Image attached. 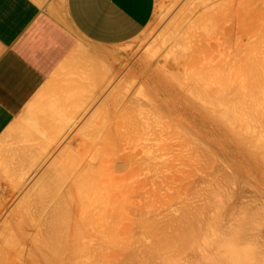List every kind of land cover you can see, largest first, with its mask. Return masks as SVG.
Segmentation results:
<instances>
[{
    "label": "rangeland",
    "instance_id": "rangeland-1",
    "mask_svg": "<svg viewBox=\"0 0 264 264\" xmlns=\"http://www.w3.org/2000/svg\"><path fill=\"white\" fill-rule=\"evenodd\" d=\"M219 1L158 0L155 15L150 22L151 25L149 24L150 27L148 25L138 36L139 38L137 37L121 49V51L126 54L131 53L130 61H127L125 64V70L127 71L129 69L132 75L137 74L136 76H132V79L138 80L139 75L145 74L150 70L149 64H146L148 59V61L155 60L153 66L160 69L164 68L163 70L170 68L167 65L172 66V64L177 68L175 63H179V68L181 67L182 73L179 74L180 76H177V78L175 77V83L179 84L181 87H191L193 83L195 84L198 82H194L191 78L197 77V75H202L197 71L200 70L202 72V68L204 74L202 75L203 81L201 82L206 84V87L209 88L212 94H217L219 92L227 93V96L233 99V103L239 101L242 102V105H244L243 107L245 108H240L244 109L240 111L243 112V114L241 112L238 113L239 108L237 106V113L239 115L241 114V121L239 120V115H237L239 118L238 121L242 123L240 124L238 122L239 127L243 125V128L241 127L239 129L245 130L247 128L244 127L247 126L248 130L245 132H249L254 139V137H257V132L259 136V132L262 135V130H264V126L262 127V124L264 125V105L261 107V105L264 104V92L262 91L264 89H261L264 86V0ZM217 2L219 3V6L221 3V7L219 8L220 12L218 11V13L222 18L223 29L221 36L224 41V50L220 58L214 57L208 63L203 62V67H201L193 45L199 40L202 27L194 26L193 33L187 32L190 29V26L193 27L194 24L192 23L193 25H191V22L195 21V17L201 15L204 10L210 6H214V4L217 6ZM182 8H186V10ZM191 17L194 18L192 19ZM154 20L156 25H154ZM240 38L244 42L241 43L244 45L241 48H235V43L238 42ZM139 39H141L140 42ZM250 39L252 42L250 41V43H248ZM133 42L137 43L134 45ZM138 45H140L139 48ZM156 56L159 57L156 58ZM163 60L165 62L168 61V63H164ZM164 65H166V68ZM194 65L198 67H193ZM175 75L173 74V76ZM204 79L206 82H204ZM259 80H261L263 86H261V82H257ZM259 83L260 88L257 87ZM135 86H138V81L131 82L133 97L130 113L116 115V122H120L119 125L127 128L115 130L114 145L100 144L97 147H84L83 160L52 163L51 173L54 170L52 175L54 174V177L58 174L59 175L55 178H52L53 176H51L50 185L49 187H46V192L42 194L36 193L33 195V198L31 197V194L28 197L30 201L29 199L24 201L27 199L28 194H26V197L25 194H20L19 209L0 210V214L2 212L0 217V234L4 235H1L3 238L6 237V234L8 235L7 237H9L4 243L0 244L1 253L7 254L10 251L13 253L15 248L17 249L16 246H18V248L20 247L18 239H20L19 237L21 236L19 233L21 232L19 231L21 226L19 228L16 227L15 220V222L13 221L14 223H11L9 219L11 211H17V213H15L18 214L16 217L20 218L17 220L18 225L20 224L19 220L23 223L22 228L23 226L29 227V225H32L29 227L30 229L26 228V231L32 229L34 232V226L38 224L40 226L42 224L45 226V223H42V219L46 218V214H51L49 211L51 208H55V206L57 208L58 205L60 206V209L58 210H60L61 215L56 212V208L55 212L62 217L64 220V222H62L66 223L62 224L58 220L59 224L62 226L64 225V235L69 241H76L75 243L77 246L91 244L97 248H109V259L101 264H131L132 258L127 256L137 254V252L132 250L127 251L124 248H140L141 246L155 248L163 245L162 247L166 246L168 249H171V246L172 248L173 246L175 248L177 246L175 249L177 251L180 250V246H182V248L185 249L182 250L188 251V253H184V251L177 252L174 249L169 250L172 252L169 253L174 257L170 256V261L172 262L173 260L171 258H173L174 264H176L175 261L177 258L182 260H177L179 264L181 262L183 264H221V262H225L223 261L224 257L227 256L228 258L230 256V252H228L229 250L232 253L236 252L234 246H237V251L239 249V251L241 250V253L246 251L243 254H248L249 252H247L246 247L250 245L249 248L251 247V250L249 251L251 252L252 249H254V247L256 249V245H258L260 248L257 246V250L253 251V253L255 252L256 255L257 252L263 253L264 250L260 251V249L264 248V179L262 180V183L259 184L254 175L251 178H247V174L242 173L240 175L236 173L235 170L227 164L229 160L226 156H214L210 154V151L207 148L206 151H203L205 147H200L193 142L191 133H187L186 130L181 128L178 124H173L172 122V124L169 123L168 119L165 117V110L162 111L158 106L154 86L147 83L145 88L140 91L136 88V91H134ZM256 87L257 89H255ZM257 95H259V99ZM225 96V94H222L221 100L225 98V101L226 99L230 101V99ZM197 97H199V95H197L196 98ZM200 97H203V95ZM204 97H206V95H204ZM238 97L241 99L238 100ZM245 97L247 98L244 99ZM253 97H255L256 100H254ZM200 99L201 98H199L198 101L195 99V102L200 103ZM252 99L253 101H251ZM203 100H201V102ZM234 100H236V102H234ZM259 100L263 101V103H261V101L259 102ZM205 101L208 100H204V102ZM245 101L249 102V104L247 102L245 103L247 106L243 104ZM256 101L259 102V105ZM192 102L194 103L193 100ZM253 102L257 104L256 107L258 110L257 108L255 109V104ZM252 106L254 107L251 108L253 111L250 110V107ZM224 107L225 109H233L228 104L224 105ZM245 109L249 111L247 112ZM244 111L246 114L245 117H243L245 115ZM252 112H254L253 115ZM256 121L259 122V124L261 121L263 122L260 124L261 127H255V123L259 125ZM250 125L252 128H256L257 132L253 130L254 128L252 129ZM163 127L167 131L165 135L164 133L162 134L161 131ZM258 127L260 128L258 129ZM251 129L252 131H250ZM260 129H262V132L259 131ZM254 132H256V135ZM101 133L102 130H100V134ZM258 138L254 139L255 144L257 141L259 142L255 147L261 143L258 148H260V150L262 149L263 153L264 145L263 147L261 146L264 144V136ZM100 141L105 143L111 142L110 139ZM262 155L264 156V153ZM126 158L130 159V161L127 162V169L124 172L116 173L115 168L119 165V160ZM250 166H252V170L255 174L264 177V162L259 164L253 162ZM259 166H262V168ZM55 173L58 174L56 175ZM217 190L221 193L223 191V194L216 192ZM225 191H230L228 192V194H230V196L228 195L229 198L234 197V199H229V201L231 200L229 203L227 199H224V197H227ZM51 198L52 202L54 201V198L56 201H59L60 199V202H53L51 204V201L49 200ZM31 199H35V203L31 202ZM48 200L50 201V204L47 202ZM222 201H225L226 203ZM234 204L235 206L233 207ZM238 204L241 207H239ZM43 205L46 206V209H48L47 207L50 208L47 211L46 209L42 210V208L44 209ZM228 205L233 208L230 209ZM40 206H42V208ZM64 206L65 208H63ZM104 206H108V209H94L96 207ZM227 206L229 207V210L227 209ZM245 206H248V208ZM252 207H255L254 210ZM245 208H247L246 210H248V212H245L248 214L244 213L243 210ZM66 209L67 211L72 210L69 214L77 212L78 220L76 218L77 216L75 218L71 217V215L65 216ZM185 212L188 216L186 215L184 217L183 215ZM251 212H255V216L258 217L254 216V218L253 215H250L252 214ZM104 214H108L109 219H103ZM245 214L252 216L255 221L249 222L248 216L246 218L247 220L244 219L246 216ZM52 215H50L49 218H52ZM239 215L241 221L244 219V221L256 225L253 226L256 227L255 229L250 227V230L252 229L251 234L247 233L245 237L247 235L249 237L240 241V244L239 240H241L242 237L239 233H242L243 230L239 233L238 231L248 224L247 222H241L238 217ZM40 217L42 218L40 219ZM61 217L59 219H61ZM252 217H250V219ZM49 218L47 216V219ZM55 219H52V221ZM57 219L55 221H57ZM76 220L80 221V226H76ZM49 221L48 224H51ZM201 221L204 222V224H202ZM43 222L45 221L43 220ZM69 222L71 227L67 231ZM104 222L107 223L106 227L103 226ZM239 222H241V225L244 224V226H240L241 228H239ZM194 224L195 227L190 230V227L194 226ZM62 226L59 228L62 229ZM236 226L238 229L234 228ZM249 226L251 225L249 224ZM14 227L17 228L16 234L18 239L11 235L15 230ZM186 227L189 228V232H191L192 229L193 231L194 229H197V232L195 230L196 234L194 233L189 236H195L198 234V231H202L199 233L202 236L199 234L195 236H199V240L193 237L194 242L198 240V245L192 242V245L194 244L192 246L189 243L193 239L192 237L190 241L188 237L189 242H184L182 240L183 243H188V245H184L180 242L184 237L181 238V235L182 232L184 234L183 230H185ZM10 228L12 232L10 231ZM43 228L44 227H42V229ZM36 229H38V226ZM45 229L47 230L46 233L48 235V232H50V229L52 228H48L49 231L47 227L43 230L45 231ZM23 230L25 229L23 228ZM177 230L179 233H177ZM248 230L249 228L247 231ZM40 231L41 229L39 232ZM44 231H41L37 236V242L44 243V236H47ZM62 231L63 230H61V232ZM234 231L236 233H234ZM33 232L30 231V233ZM203 232H205V234H203ZM225 232H227L228 236ZM228 233L232 235L235 234L233 237L235 236L236 238L238 236L236 234L238 233L241 239L238 236L239 240L236 242V239L234 242V238ZM225 237H230V240L229 238L227 239L230 243H227ZM93 238H96L97 241H92ZM162 239H164V241ZM209 240L212 243L216 241L218 244L216 245L217 247H215V245L213 246V244L211 245ZM221 240H223V242H221ZM217 241L221 242L220 245ZM224 241L226 242L224 243ZM231 241L233 242L231 243ZM53 244L54 243H52V245ZM208 244L209 246L211 245L210 248L213 246V250L208 248ZM199 245L201 247H199ZM240 245L246 249H240L241 247L238 248ZM231 246L234 249H232L233 251L230 249ZM189 250H191L192 253ZM205 251L208 252L206 253ZM159 252L160 251H157V253L155 251L154 253H144V255L146 254V257H144V255L143 258L141 257L143 263L141 262L140 264H149L150 262H152L150 264H154L153 262L155 259L152 261V258L154 257L151 258L150 254L152 253L151 255H156ZM163 252V255L169 254H166L167 250ZM174 252H177L178 254H175ZM204 253L205 256H203ZM260 253L257 256H262V253ZM160 254H162V251ZM206 254L210 256V259H207V261L206 258H209V256ZM177 255H184V257L182 256V258H180V256L178 257ZM235 255L232 257L234 259L228 258V262L226 261L225 264H232L233 260L237 261H235L236 264H240L241 262L239 263L238 261H244L246 258L245 255H243V259H241V256H238L240 260H237L238 257L235 258ZM248 255L246 259L249 258ZM256 255L255 257L254 255L249 256H252L250 257L252 259L255 258L256 261ZM262 258L259 256V261L260 259L263 260ZM230 259L232 260L231 262ZM249 260L252 262L251 259ZM249 260H245V263L252 264Z\"/></svg>",
    "mask_w": 264,
    "mask_h": 264
},
{
    "label": "crops",
    "instance_id": "crops-1",
    "mask_svg": "<svg viewBox=\"0 0 264 264\" xmlns=\"http://www.w3.org/2000/svg\"><path fill=\"white\" fill-rule=\"evenodd\" d=\"M157 5L0 0V210L19 209L20 194L46 192L52 163L115 144V130L127 128L116 115L130 113L131 82L138 81L134 91L146 87L125 70L130 54L121 49L146 29ZM86 62L97 71H86Z\"/></svg>",
    "mask_w": 264,
    "mask_h": 264
},
{
    "label": "bare ground",
    "instance_id": "bare-ground-1",
    "mask_svg": "<svg viewBox=\"0 0 264 264\" xmlns=\"http://www.w3.org/2000/svg\"><path fill=\"white\" fill-rule=\"evenodd\" d=\"M174 1H176V0H174ZM190 1V0H189ZM192 1V0H191ZM211 1H213V0H211ZM219 1V0H218ZM188 2V1H187ZM215 2V1H214ZM219 2H221V1H219ZM219 3L217 2L216 3V5L217 6H215V4H214V6H210L209 8H207L206 10H204L203 12H202V14L201 15H198L197 17H195V23L194 22H191V25H193V27L192 26H190V29L189 30H191V31H189L188 30V32L187 33H193V30H194V26H199V27H202L201 29V36H200V38H199V40H197V42L193 45V48L195 49V51H196V53H197V55H198V60H199V63H200V65H201V67H203V62H205V63H208V62H210L214 57H217V58H220L221 57V55H222V53H223V50H224V46H223V44H224V41H223V39H222V36H221V32H222V18H221V16H220V14L218 13V11L220 12V10H219V8L221 7V3H220V6L218 5ZM162 9V8H161ZM182 9H185L186 10V8H182ZM196 14V13H195ZM157 15H159V14H157ZM194 17H191L192 19L194 18ZM191 19V20H192ZM155 20H157V19H155ZM155 20H154V23H155ZM193 23V24H192ZM151 25V24H150ZM150 25H149V27H150ZM154 25H156V23L154 24ZM192 27V28H191ZM263 33H264V31H263ZM264 37V36H263ZM139 38V37H138ZM141 38V37H140ZM143 39V38H142ZM242 39H243V37H242ZM242 39L240 38V40L238 41V42H236L235 43V48H241L244 44H242V43H244L243 41H242ZM140 40L141 39H139V42H140ZM136 41H138V40H136ZM144 41H145V39H144ZM250 41L252 42V40L250 39L249 41H248V43H250ZM263 41H264V38H263ZM141 42H143V41H141ZM146 42V41H145ZM144 42V43H145ZM242 42V43H241ZM134 43V42H133ZM132 43V44H133ZM135 43H137V42H135ZM135 43H134V45H135ZM247 43V44H248ZM141 44V43H140ZM142 45H143V43H142ZM145 45V44H144ZM176 45H177V43H176ZM139 46L140 45H138V48H139ZM142 47H144V46H142ZM137 48V47H136ZM144 53V52H143ZM131 54V53H130ZM143 55V54H142ZM155 57V56H154ZM157 57H159V56H156V58ZM90 58V57H89ZM88 58V59H89ZM92 59V58H91ZM147 59H148V57H147ZM153 59V58H152ZM145 60V59H144ZM143 60V61H144ZM149 60V59H148ZM147 60V61H148ZM157 60V59H156ZM87 61H91V60H87ZM95 61V59L93 60V62ZM146 61V60H145ZM146 61V64L148 63L149 64V67H150V70L149 71H147L145 74H141V75H139V80H141V82L143 83V82H146V84L145 85H147V83H149V85L151 84L152 86H154V88H155V90H156V101H157V103H158V106H159V108L160 109H162V111L163 110H165V117L168 119V121H169V123L170 124H178L181 128H183L184 130H186V132L187 133H191V136L193 137L192 139H193V142H195L198 146H202V147H205L204 149H203V151L205 150L206 151V148L210 151V154H212V155H214V156H221V155H224V156H226L227 157V159L229 160V162H227V164L233 169V170H235V172L236 173H238V174H242V173H244V174H247L248 175V177L247 178H251L253 175H254V177L258 180V183L259 184H261L262 183V180L264 179V177L262 176V175H259V174H255L254 172H253V170H252V166H250V164L252 165L253 164V162H256V163H263L264 162V156L262 155L263 153H264V149H263V153H262V149L260 150V148H258V147H260V144L259 145H257L256 147H257V149H256V147H255V145L256 144H258L259 142L257 141V143L255 144V138H258V137H260V136H264L263 134V132H264V130H262V129H260L259 131H261L262 132V135H261V133L259 132V136H258V132L256 131V128H252L251 127V125H250V127L253 129V130H255L256 132H257V135H256V132H254V134L257 136V137H254V139H253V136L252 135H250L249 134V132H245V131H247L248 130V127L246 126V127H244V128H247V129H239V128H243V125H241V127H239V124H238V119L241 117V114L239 115L238 113H240L242 110H244V109H240V108H245V107H243L244 105H242V102L241 101H239V102H236V100H234V102H236V103H233V99H231L229 96H227V93H221V92H219V93H217V94H212L211 92H210V90H209V88L208 87H206V84H204V83H202L201 81H203L202 80V75L204 74V71H203V69L201 68V70H202V72L200 71V70H197L198 72H200L202 75H197V77H194V78H191L192 80H194V82H196V81H198V82H196L195 84L193 83L192 84V86L191 87H181L179 84H177V83H175V77L177 78V76H180L179 74H181L182 73V69H181V67L179 68V63H175L176 64V66H177V68H175L173 65L174 64H172V66H170V65H167V66H169L170 68H167V69H165V70H163L164 68H155L153 65H154V61H148L147 62ZM164 61V60H163ZM167 61V60H166ZM97 62V61H96ZM87 63H89V62H86L85 63V65L87 64ZM156 63H157V61H156ZM161 63H162V61H161ZM160 63V64H161ZM164 63H168V61L167 62H165L164 61ZM83 64H84V61H83ZM146 64H144L145 66H146ZM170 64V63H169ZM82 65V64H81ZM88 65V64H87ZM83 66V65H82ZM88 67H89V65L88 66H85V68H84V66H83V68L84 69H88ZM147 67V66H146ZM149 67H147V68H149ZM154 67V68H153ZM164 67L166 68V65H164ZM193 67H198V66H193ZM79 68V67H78ZM95 68V67H94ZM93 68V66L91 67V65H90V67H89V69L87 70L86 69V71H89V72H92L91 70H93V72L94 71H97V66H96V68L94 69ZM141 68V67H140ZM153 68V69H152ZM80 69V68H79ZM81 69H82V67H81ZM139 69V68H138ZM144 69V68H143ZM142 70V69H141ZM176 70H178V71H176ZM86 71H83L84 73L86 72ZM138 71V70H137ZM174 71V72H173ZM175 71H176V73H175ZM81 72H82V70H81ZM139 72H140V70H139ZM180 72V73H179ZM87 73V72H86ZM138 73V72H137ZM173 74L175 75V76H173ZM137 75V74H136ZM173 77H174V79H173ZM257 77V76H256ZM260 79H261V77H260ZM200 81V82H199ZM204 82H206V80L204 79ZM257 82H261V80H259V81H257ZM199 83V84H198ZM264 83V82H263ZM263 83L261 82V86H263ZM258 85V84H257ZM256 85V86H257ZM144 86V85H143ZM258 88H260V83H259V85L257 86ZM257 87L255 88V89H257ZM261 89H264V86H263V88H261ZM261 89H259V90H261ZM263 92H264V90H262ZM222 94H225L229 99H230V101H228L227 99H226V101H225V98H223V100H221V96H222ZM197 95H199V97H197L196 98V96ZM203 95V97H200V96H202ZM204 95H206V97L207 96H209V97H204ZM261 95H262V93H261ZM264 95V94H263ZM225 96V97H226ZM253 96H254V94H253ZM256 96V95H255ZM258 96V99L260 98L259 97V95H257ZM195 97V98H194ZM211 97V98H210ZM223 97H224V95H223ZM199 98H201L200 99V103H196L195 102V99H197V101H198V99ZM205 98V99H204ZM209 98V99H208ZM247 97H245L244 99H246ZM250 98V97H249ZM254 98V100H256L255 99V97H253ZM194 101V103L192 102V100ZM208 100V101H205L204 102V100ZM235 99V98H234ZM241 99V98H240ZM239 99V97H238V100H240ZM251 99V98H250ZM257 99V100H258ZM201 100H203L202 102H201ZM243 100V99H242ZM248 100V99H247ZM226 103H225V102ZM228 101V102H227ZM250 101V100H249ZM251 101H253V99L251 100ZM261 100H259V102H260ZM264 101V100H263ZM263 101H261V103H263ZM248 103L249 104V102L248 101H245L243 104H245V103ZM259 102H257L256 101V103H258V105H259ZM205 103V104H204ZM231 105H230V104ZM250 103H252V102H250ZM254 103V102H253ZM229 105L230 107H232L233 109H225V107H224V105ZM255 104V103H254ZM256 105L257 104H255V109L257 108L256 107ZM264 104H262L261 105V107L263 106ZM157 106V107H158ZM237 106H238V108H239V112L237 113ZM245 106H247V104H245ZM224 107V108H223ZM229 108V107H228ZM247 108V107H246ZM251 108H254L253 106L252 107H250V110H252L253 111V109H251ZM263 108H264V106H263ZM263 108H261V109H263ZM260 109V108H259ZM241 110V111H240ZM246 110V109H245ZM257 110H258V108H257ZM264 110V109H263ZM247 111V110H246ZM249 111V110H248ZM247 111V112H248ZM260 111V110H259ZM246 112V113H247ZM255 113H257L256 111H254ZM254 112H252V115L254 114ZM242 114H243V112H241ZM260 113V112H259ZM244 114H245V111H244ZM251 114V113H250ZM264 114V113H263ZM237 115H239V118H238V116ZM257 115V114H256ZM246 116V114L243 116V117H245ZM249 116V115H248ZM260 117H262V116H260ZM240 121H241V118L239 119ZM258 121V120H257ZM256 121V122H257ZM172 122V123H171ZM243 122V121H242ZM251 122H252V120H251ZM240 124H242L241 122H239ZM258 124H259V122H257ZM263 122L261 121V123L260 124H262ZM237 124H238V126H237ZM243 124H244V122H243ZM260 124L259 125H257L256 123H255V127H257V126H260ZM249 125V124H248ZM253 125V124H252ZM264 125L262 124V127H263ZM261 127V126H260ZM260 127H258V129L260 128ZM252 129L250 130V131H252ZM162 134L164 133V135L167 133V131L165 130V128L163 127L162 128ZM259 139V138H258ZM264 142V141H263ZM263 145L264 144H262V146L261 147H263ZM264 148V147H263ZM259 149V150H258ZM260 151V152H259ZM117 161V160H116ZM130 161V159L129 158H126V159H122V160H119V165L115 168V171H116V173H121V172H124L126 169H127V162H129ZM248 161H250V162H248ZM249 163V164H248ZM49 167V166H48ZM47 167V168H48ZM260 168H262V166H259ZM52 169V168H51ZM49 170V172H51L52 170ZM57 172V171H56ZM52 173H54V170H53V172ZM46 174H48L49 176H51L48 172L46 173ZM56 174V173H55ZM58 174V173H57ZM56 174V175H57ZM54 175V174H53ZM52 175V176H53ZM59 175V174H58ZM57 175V176H58ZM234 175V174H233ZM45 176V175H44ZM48 176V177H49ZM57 176H55V177H57ZM118 176H121V175H118ZM47 177V178H48ZM54 176L52 177V178H55ZM263 177V178H262ZM44 178H46V176L44 177ZM227 178V177H226ZM250 182V181H249ZM220 190H223V189H220ZM31 190H28V192H30ZM34 191H36V192H34ZM34 191H31V193H29L30 195L31 194H36V193H39L40 191H38V190H34ZM42 191V190H41ZM227 191V190H226ZM225 191V192H226ZM216 192H218V190L216 191ZM228 192H230V191H228ZM228 192H226V194H227V197H228V195L230 196V194H228ZM27 193V192H26ZM218 193H220V194H223V191H222V193L221 192H218ZM232 193V192H231ZM28 194V193H27ZM28 194V196L25 194V197L27 196V199H25L24 201H27L29 198V195ZM40 194H42L41 192H40ZM234 194V193H233ZM226 196V195H225ZM233 196V195H232ZM32 198H33V195L31 196ZM227 197H224V199H227L228 200V203L229 202H231V200L229 201V199H234V197L233 198H227ZM33 200V201H32ZM37 200V199H36ZM50 201L52 200V198L51 199H49ZM47 201L48 203L50 202V201ZM54 201L53 202H60V199H59V201H56V199L54 198L53 199ZM227 200H225V201H227ZM29 201H30V199H29ZM225 201H222V202H225ZM31 202H33V203H35V199H31ZM52 201H51V204L53 203ZM233 202H234V200H233ZM226 203V202H225ZM50 204V203H49ZM233 204V203H232ZM231 204V205H232ZM54 205V204H53ZM237 205V204H236ZM239 205V204H238ZM47 206H48V204H47ZM75 206V205H74ZM229 206V205H228ZM227 206V209L230 207H228ZM235 206V204L233 205V207ZM3 207V206H2ZM4 207H5V205H4ZM3 207V208H4ZM38 207V206H37ZM41 208H42V206H40ZM43 207H44V209L42 208V210H45L46 208V206L45 205H43ZM53 207V206H52ZM108 206H104V207H96V208H94V209H102V210H104V209H108L107 208ZM233 207H230V209H232ZM236 207H238V206H236ZM239 207H241L240 205H239ZM244 207V206H243ZM245 207H247L248 208V206H245ZM48 209L50 208V207H47ZM55 208H56V206H55ZM55 208H51V210H49L50 212H51V214H46L47 216H48V218L50 217V215H52V214H54V215H52L51 217L52 218H49V219H47V216H46V218H44V219H42V223H45V226L43 225H36V226H34V228L33 229H35V231L33 232V230L31 229L30 231L31 232H33V233H30V231L28 230V231H26L27 229L26 228H29L30 226H32V225H29V227H27V226H23V228L25 229V230H23V228H22V225H23V223H22V221L20 222V220H19V223L21 224H19L18 225V219H20L19 217H16V215H18V214H15V213H17V211L15 212V211H11L10 212V214H9V219H10V221H11V223L14 221L15 222V224L17 225L16 227H20L21 226V230L19 229V231H21V232H19L20 234H21V236L19 237L20 239H18V237H17V234H16V230H17V228L16 227H14L15 228V230H14V232H13V234L11 233V235H13V236H15V237H17V239L19 240V248H18V246H16L17 247V249L15 248V250L13 251V253H11V251L10 252H8L7 254H5V253H1V251H0V264H101L102 262H105V260H107V259H109L108 257L110 256L109 254H108V250H109V248H97L96 246H94V245H91V244H89V245H85V246H77L76 245V241H74V240H71V241H69L68 240V238L64 235V228H63V226L61 225V224H59V221H60V223H62V224H66V223H63L64 222V220L62 219V217L61 216H59V215H61V213H60V210H58V209H60V206L58 205V207L56 208V212L59 214V215H57L56 214V212H55ZM62 208V207H61ZM63 208H65V206L63 207ZM79 208V207H78ZM247 208H245L243 211H244V213H247L248 212V210H246ZM253 208V207H252ZM255 208V207H254ZM254 208H253V210H254ZM48 209H46V211L48 210ZM72 209V208H71ZM243 209V208H242ZM229 210V209H228ZM249 210H250V208H249ZM256 210V209H255ZM49 211H48V213H49ZM54 211V212H53ZM72 211V210H71ZM70 210L69 211H67V209H66V213H65V216H69V215H71V217H73V218H75L76 216H77V212H75V213H71V214H69L70 212H71ZM245 211H247V212H245ZM259 212V211H258ZM243 213V214H244ZM252 213V212H251ZM248 214V213H247ZM250 214V213H249ZM256 214L258 215V213L256 212ZM43 215V214H42ZM41 215V216H42ZM56 215V216H55ZM187 215V213L185 212V214L183 215L184 217ZM241 215V214H240ZM240 215L238 216L239 217V220H240ZM246 215V214H245ZM250 215H253V217L255 216V212H253L252 214H250ZM45 216V215H44ZM55 216V217H54ZM59 216V217H58ZM109 215L107 214V215H105L104 214V218L103 219H105V220H107V219H109V217H108ZM188 216V215H187ZM191 216V215H190ZM242 216V215H241ZM244 216V215H243ZM247 216L248 215H246L245 217H244V219H246L247 218ZM54 217V218H53ZM61 217V219H59ZM234 217H237V216H234ZM250 217H252V216H248V218H249V222H254L255 221V217H258V216H255L254 218L252 217L251 219H250ZM42 217H40V219H41ZM57 219V221H55L56 219ZM77 218V220H78V216L76 217ZM188 218V217H187ZM187 218H185V219H187ZM243 218V217H242ZM241 218V219H242ZM45 219H47V220H45ZM52 219H55V220H53L54 221V223H53V221H52ZM203 219H205V218H203ZM202 219V220H203ZM244 219H243V221H241V222H244V223H246L247 221H244ZM43 220L45 221V222H43ZM50 220V221H49ZM59 220V221H58ZM75 221V224H76V226H80V221ZM247 220V219H246ZM48 221L51 223V224H48ZM52 221V222H51ZM63 221V222H62ZM204 221V220H203ZM13 222V223H14ZM25 222V221H24ZM193 222V221H192ZM202 222V221H201ZM205 222V221H204ZM204 222H202V224H204ZM241 222H239L238 224H239V228H241L240 226H244V224H242L241 225ZM47 223V224H46ZM187 223V222H186ZM237 224V225H238ZM247 224L248 225H245L244 227H242L241 228V230L239 229V231H238V233L239 232H241L242 230V233H239L240 234V236L242 237V239H241V237L239 236V234L237 233L236 235H238L239 236V238L241 239V240H239L238 239V236H237V238L234 236L233 237V235H235V234H230V233H228V234H230V235H232L231 237H233L232 239H233V241L235 242V240H236V242L239 240V244H240V241H243V240H245V239H247L249 236L247 235L246 237H245V235L247 234V233H250L251 234V232H252V229L250 230V227H252L253 229H255L256 227H253V226H256V225H254V224H252V223H248L247 222ZM249 224L251 225V226H249ZM25 225V224H24ZM48 225V226H47ZM50 225V226H49ZM52 225H53V227L56 229H54L53 227H52ZM59 225H61L62 226V229L61 228H59V227H61V226H59ZM185 225V224H184ZM183 225V226H184ZM186 225H188V224H186ZM192 225H193V223H192ZM197 225V224H196ZM13 226H15V225H13ZM37 226H38V229L40 230L41 229V231H44L43 229L44 228H46L47 227V229L48 228H52V229H50L51 231L50 232H48V235H47V230L45 229V234L47 235V236H44L45 238H44V243H39V242H37V240H36V238H37V236L39 235V233L41 232H39V230L38 229H36L37 228ZM39 226H40V228H39ZM103 226L104 227H106L107 226V223L106 222H104L103 223ZM203 226V225H202ZM247 226V227H246ZM36 227V228H35ZM42 227H44L43 229H42ZM71 227V224H70V222H69V224H68V226H67V231L69 230V228ZM193 227H195V224H194V226H191L190 227V230H191V228H193ZM238 227L236 226V227H234V228H237L238 229ZM32 228V227H31ZM59 228V229H58ZM234 228H232V229H234ZM246 228V229H245ZM249 228V230L247 231V229ZM30 229V228H29ZM53 229H54V231H53ZM183 229V228H182ZM182 229H181V232H182ZM185 229V228H184ZM188 231H187V230ZM186 231L185 230H183L184 231V234H183V232H182V235H181V238L183 237V239H181L180 237V239H181V241L180 242H182L183 243V241L184 242H189L190 241V239H191V237L193 238V237H195V236H197L200 232H202L201 230H200V232L198 231V234L197 235H195V236H189V235H193L194 233L196 234V232H197V229H194V231H193V229H192V233L191 232H189L190 230H189V228H187L186 227ZM237 229H236V232H237ZM245 229V230H244ZM38 230V231H37ZM61 230H63L62 232H61ZM195 230H196V232H195ZM229 230H231V229H229ZM235 230V229H234ZM10 231H11V228H10ZM37 231V232H36ZM48 231H49V229H48ZM12 232V231H11ZM36 232V233H35ZM206 232V231H205ZM205 232H203V234H205ZM228 232V231H227ZM227 232H225V234L227 235ZM230 232V231H229ZM232 232V231H231ZM235 231H234V233H236ZM177 233H179L178 232V230H177ZM245 233V234H244ZM16 234V235H15ZM19 234V235H20ZM249 234V235H250ZM4 236L3 234H0V244L1 243H4V241H6L7 240V238H9V237H7L8 235L6 234V237L5 238H3L2 236ZM42 235V234H41ZM200 236H202L201 234H199ZM229 235V236H230ZM244 237H243V236ZM10 236V235H9ZM228 236V235H227ZM188 237H189V241H188ZM196 239H200V237L198 236V237H195ZM229 238V240H230V237H228ZM228 238H226L225 237V240H227ZM245 238V239H244ZM165 239H167V238H165ZM174 239V238H173ZM173 239H171V240H173ZM195 239V240H196ZM222 239V238H221ZM159 240H161V239H159ZM163 241H164V239H162ZM167 240H169V239H167ZM176 240H177V237H176ZM183 240V241H182ZM194 240V238L189 242L191 245H192V242H194L193 241ZM198 240H196L194 243H196V245H198L197 244V241ZM211 240V239H210ZM209 240V241H210ZM220 240V239H219ZM92 241H97V239L96 238H93L92 239ZM163 241H161V242H163ZM173 241H175V240H173ZM179 241V240H178ZM212 241V240H211ZM210 241V242H211ZM233 241H231V243L233 242ZM258 241V240H257ZM256 241V242H257ZM166 242V241H165ZM169 242V241H168ZM218 243H219V245H220V243L221 242H223V240H221V242H219V241H217ZM226 241H224V243H225ZM229 241L227 240V243H228ZM255 242V241H254ZM52 243H54L53 245H52ZM215 243V244H214ZM214 243H212L211 242V245L213 244V246L215 245V247H217L216 245H218L217 243H216V241L214 242ZM230 243V242H229ZM184 245H188V243L186 244V243H183ZM210 244V243H209ZM209 244H208V246H209ZM264 244V243H263ZM18 245V244H17ZM167 245V244H166ZM189 245L191 248H192V246L194 245ZM210 245V246H211ZM221 245H223V244H221ZM228 245H230V244H228ZM235 245V244H234ZM234 245H232V246H234ZM160 246V245H159ZM163 246V245H162ZM153 247V248H149V247H146V246H141L140 248H124V249H126L127 251H129V250H132V251H136L137 252V254H134V255H129V256H127V257H131L132 258V262H131V264H140L143 260H142V258H143V255H144V253H146V254H148L149 252H153L154 253V251L157 253V251H162V254H160V252L158 253V254H156V255H151L150 254V257L152 258V257H154V258H152V261L155 259V261L153 262L154 264H174V257L171 255V251H169V250H172V249H176L177 248V246H176V248L173 246V248H172V246H171V249H168V248H166V246L165 247ZM180 246V245H179ZM178 246V247H179ZM188 246V247H189ZM210 246L208 247V248H210ZM212 246V247H213ZM224 246V245H223ZM232 246H231V250L233 249L232 248ZM250 246V245H249ZM249 246L248 247H242L241 245L240 246H238V248H240V249H243V248H245L246 250H247V252H249L248 254L249 255H254V257H255V252L253 253V251H256L257 250V246L258 245H256V249H255V247H254V249H252V254H251V252L249 251V250H251V247L249 248ZM252 246V245H251ZM151 247H152V245H151ZM167 247H168V245H167ZM170 247V246H169ZM181 247V249L180 250H178V251H184L185 249L184 248H182V246H180ZM179 247V248H180ZM184 247V246H183ZM189 247V248H190ZM199 247H201L200 245H199ZM212 247L210 248V249H212ZM259 248H260V246H258ZM262 247V246H261ZM263 247H264V245H263ZM262 247V248H263ZM178 248V249H179ZM186 248H187V246H186ZM206 248H207V245H206ZM237 246H234V249L236 250V252H238L239 251V249H238V251H237ZM249 248V249H248ZM253 248V247H252ZM182 249H184V250H182ZM192 249H194V248H192ZM191 249V250H192ZM195 249H198V248H195ZM215 249H217V248H215ZM233 249V250H234ZM165 250H167V252H166V254H168L169 252H171V253H169L168 255H163V251H165ZM191 250H189L190 252H191ZM213 250V249H212ZM211 250V251H212ZM232 250V251H233ZM264 250V248L263 249H260V251H263ZM175 251H177V250H175ZM177 251V252H178ZM215 251V250H214ZM213 251V252H214ZM259 251V250H258ZM177 252H174L175 254L177 253ZM188 253V251H184V253ZM206 253L208 252V251H205ZM228 252H230V256L228 257V258H232L235 254H239V253H241V250L238 252V253H236V252H231L230 250L228 251ZM246 252V251H245ZM244 251L241 253V254H239V255H235V258H237L238 256H241V259H243L244 258V256L243 255H245V257L247 258V253L246 254H243V253H245ZM173 253V254H174ZM192 253V252H191ZM233 255H232V254ZM235 253V254H234ZM260 253V252H259ZM258 252H257V255L259 254ZM262 253V252H261ZM260 253V254H261ZM145 254V255H146ZM174 254V255H175ZM178 254V253H177ZM263 254H264V251H263V253H262V256H263ZM144 255V257H146ZM206 255H208V254H206ZM232 255V256H231ZM248 255V259H244V261H238L240 264H246L245 263V260L247 261V260H249V259H251L252 260V262L250 261V263H252V264H256V263H258L259 264V262H260V264H262L263 262H264V256H263V258H262V256L261 255H259L260 256V258H262L263 260H261L260 259V261H259V256H257L256 255V261H255V258H253L254 259V263H253V259L252 258H250V257H252V256H249ZM170 256H172L173 258H171L173 261L171 262L170 261ZM178 256V255H177ZM180 256V255H179ZM178 256V257H179ZM183 257H184V255H182ZM182 256H180V258H182ZM186 256V255H185ZM191 256V255H190ZM189 256V257H190ZM203 256H205V253L203 254ZM209 256V255H208ZM208 256H206V257H208ZM142 257V258H141ZM147 257H148V255H147ZM168 257V258H167ZM176 257V256H175ZM205 257V258H206ZM227 256L226 257H224V259H226V260H224L223 258V261H227ZM150 259V258H149ZM207 259H210V256H209V258H206V261H207ZM232 259H234V258H232ZM177 260H179V258H177L176 259V261H175V263L176 264H179V262L177 261ZM181 260V259H180ZM179 260V261H180ZM205 260V259H204ZM237 260H240L239 259V257H238V259ZM144 261H145V259H144ZM182 261V260H181ZM222 261V260H221ZM232 260L230 259V262H231ZM235 261L236 260H233V262L235 263ZM258 261V262H257ZM263 261V262H262ZM148 262V261H147ZM178 262V263H177ZM225 262H223L224 264H225ZM228 262V261H227ZM232 262V264H234ZM237 262V261H236ZM143 263V262H142ZM150 263H152V262H150ZM149 263V264H150ZM222 262H221V264H223ZM148 264V263H147ZM180 264H183L182 262L180 263ZM184 264H186V263H184ZM196 264V263H195ZM212 264H214V263H212ZM228 264V263H227ZM236 264V263H235ZM249 264V263H248ZM264 264V263H263Z\"/></svg>",
    "mask_w": 264,
    "mask_h": 264
}]
</instances>
